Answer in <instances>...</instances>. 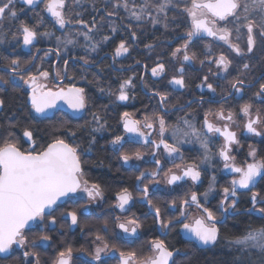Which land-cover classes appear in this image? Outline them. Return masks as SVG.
<instances>
[{
  "label": "snow or ice",
  "instance_id": "1",
  "mask_svg": "<svg viewBox=\"0 0 264 264\" xmlns=\"http://www.w3.org/2000/svg\"><path fill=\"white\" fill-rule=\"evenodd\" d=\"M20 3L26 9L33 10L38 3L44 4L43 11L46 12L54 21V27L59 26L58 30L62 35L56 36L53 31L39 32V27L43 23V18L36 25L29 26L25 21H20L15 26V31L9 27V33L12 38L17 40L22 37L24 47L34 44L38 36L55 38V49H49L44 53L47 58L55 52L57 61L63 59V69L56 70V78L64 79L67 76L68 66L70 62L82 61V66H87L92 59L91 54L97 53L102 44L108 43L113 36L104 35L101 40H94V33L103 27V21L112 17L119 16L122 9L126 13V19L129 21L125 25L126 30L131 32V39L136 40V32L132 31V21L137 23H151L154 27L157 25L168 29L172 23H175V17L169 18V12L178 9L179 12L190 20V28L184 38L182 47L175 48L171 55L176 58L183 51V61L189 62L196 58V54H188V49L195 37L207 35L219 41H223L231 52L237 57L248 56L254 53L257 41L259 40L261 47L264 48V0H105L103 9L95 7V0H92L93 11L103 13L100 16V23H97L96 17L93 16L91 21L83 19L81 12H75L74 15L66 14L68 8L67 0H20ZM83 0H73L76 7L81 6ZM183 4V7H181ZM109 7L111 10L109 11ZM25 8H17V0H0V44L5 43L7 33H4L5 21L15 22L19 20L21 13ZM39 16L40 14L37 13ZM221 23L223 26H220ZM72 29V30H68ZM117 28L112 27V33H116ZM235 35L238 41L243 42L246 35V45L241 47L240 43H233L230 39ZM83 37L85 44L83 45V55H72L69 46L75 48L79 43L78 37ZM151 49L152 45H145ZM40 50L37 49V52ZM129 52L127 41L121 39L114 50V59L124 53ZM209 64L215 63L219 69L218 72L210 74L218 76L220 72L228 73L232 60L227 55L221 53L217 58L212 59L211 49L204 53ZM36 56L31 59L22 61L18 55L13 52L9 55L0 53V61H4V67L8 69L9 75H0V91H4L7 87H19L18 80L23 81L31 91L28 93V101L32 110L37 114H45L48 110L56 107V101L62 100L74 112H80L86 109V93L83 87L69 86L66 89L60 88L58 91L51 89L44 90L43 86L37 84L38 78L47 79L50 76L49 70H44L42 66H35ZM201 60V65L204 64ZM139 63V61H137ZM35 67L36 74H33ZM53 67H56L53 65ZM251 65L248 62L242 64V68L238 71V75L230 83L231 90L243 98L245 88H252L258 83V89L253 93L251 102L244 103L239 112L247 118L243 127L245 131L252 136H264V131L260 130L264 126V108L253 109L255 100L264 102V72L258 78L253 80L247 79V74L251 71ZM165 64L158 60L155 67L151 68L153 77L161 76L165 73ZM179 76H173L169 81L174 89L186 87L184 79V68L178 69ZM27 73V75H25ZM132 85V78L129 77L120 83L118 101H127L130 99L127 89ZM207 87L208 91L215 94L216 88L209 82V76L205 75L198 88L203 90ZM103 93L105 89L100 88ZM109 94H113L111 90ZM153 98L159 97L158 111L152 116H145L144 121L130 118V113L124 112L121 115L123 128L125 133L131 137H137L144 143H151L155 150H159L161 145L168 158L183 159L181 145L199 143L203 150L200 163L195 162L188 164L176 165L180 174L169 170L165 174L168 185H174L178 181L190 178L193 182H197L201 177L200 166L209 164L213 161L215 153L211 152V137L209 134H219L223 137V144L220 146L218 156L223 161V169L229 173L236 174L230 181L229 186L222 188V199L216 209L207 206V198L210 192L214 190L216 182L213 176L209 188L203 194L204 202L200 200V195L193 191L190 198L181 201L176 217L167 220L162 218L161 209L149 199L151 191L149 184H158V180H151L149 184H145L142 189V199L147 202L150 213L154 215V220L159 224L160 228L166 230L179 224L181 229L190 236L189 243L202 246L215 245L220 239L219 225L226 220L230 214H235L239 200L238 189L251 191L258 179L264 180V158L257 160L258 151L249 145L248 156L252 158V162H246L238 165L236 158L231 154L232 145L239 143L236 133L230 131L229 124L234 123V114L229 111L227 116L224 115L223 109L212 113L209 110L205 114L203 123L197 128L188 118L189 114L178 117L177 123L170 126L165 116L168 115L169 94L159 90H153ZM231 96L222 97L227 100ZM203 95L200 97V104H203ZM212 102V101H209ZM193 101H189L187 105H181V109L190 106ZM5 107V100L0 98V110ZM163 112V115L160 113ZM209 115H214L217 120L227 121L222 127L209 121ZM95 124V127H91ZM156 125L159 128V140H151V133H146L142 129L155 130ZM91 132H99L105 128L103 117L96 112L92 113V120L89 122ZM14 128H21L22 137H17L12 131ZM206 130V131H205ZM171 132L172 142H168L167 133ZM67 137L73 140L77 136L75 130H66ZM0 262L7 260L13 255L16 246L22 256L17 257L18 264H41L40 255L34 251L43 242L51 241L52 237L45 231L50 226H55L57 217L52 213L59 207L58 201L70 194L83 191L87 194L89 200H96L102 197L101 185L97 183L88 186L87 180H81L84 175L82 169V157L91 152V146L95 143L96 137L91 136L89 147L82 149L80 144L70 143L69 139L58 135L56 132L51 134V140L46 146L37 150L35 141V133L30 126L22 125L16 119H10L8 126L0 124ZM125 137L116 135L109 143L113 146L114 151L123 148ZM28 143L27 150L23 144ZM153 151V159L156 165L155 171L151 172L152 177L159 175V170L163 165L161 160L155 159L157 151ZM141 154L137 152L135 159L140 160ZM119 159L127 164L131 156L121 152ZM146 177L145 172H141L137 177V190L139 184ZM116 199L118 204L115 207L122 212L126 211V205L133 199L132 193L128 188H123L117 193ZM252 208L246 211H256L264 218V207H257L258 204L264 205V197L261 193L252 191L250 196ZM195 205L200 211V215L194 218V222H184L188 219L186 209ZM171 207L176 209V202L173 201ZM81 209L86 210L87 205H82ZM219 213V216L217 215ZM61 218H70L72 225L79 223L78 210L61 212ZM119 221V217L117 218ZM31 223L40 225L41 233L35 238L29 240L25 234L26 226L30 227ZM117 227L124 234L130 237H136L142 225L139 218L133 215L131 218L119 221ZM107 229V222L104 224ZM228 246L233 247L240 254L234 261V264H245L243 256L253 251L264 256V225L253 227L251 224L247 226L244 234L225 237ZM96 241L101 240V236L95 237ZM150 255L138 256L135 251H120L119 264H176L175 257L181 255L179 249L171 248L163 239H152L148 242ZM107 244L103 248L97 247L92 255V261H101V252L106 251ZM187 255V253H183ZM52 264H74L73 247L71 245L59 250Z\"/></svg>",
  "mask_w": 264,
  "mask_h": 264
},
{
  "label": "flooded vegetation",
  "instance_id": "2",
  "mask_svg": "<svg viewBox=\"0 0 264 264\" xmlns=\"http://www.w3.org/2000/svg\"><path fill=\"white\" fill-rule=\"evenodd\" d=\"M181 7H183V4H181ZM178 13L180 14L181 20H187V24L189 27L186 30L178 31L174 34V37L168 39V43L174 45L172 51L177 47H182L184 43V38H186V33L190 28V20L186 19V16L181 14L179 10ZM220 26H223V24L221 23ZM147 38L148 35L146 34L144 42L147 41ZM230 39L233 43H240L241 47H244L246 45V35L243 39V42L238 41L235 35L231 36ZM130 41L131 47L128 44V53H124L119 57H115L114 59L115 48H113L111 52L104 51L100 53V55H98V57L94 61H90L89 63H95L94 65L96 66L101 61L108 60L109 66L115 72L113 74V84L115 85V87L113 91L114 94L112 96L114 101V108L118 104V106H120V109H114L116 110V115L118 117L116 116L117 120H114V124L111 123L112 126H109L105 123V128L102 131L93 133V135L96 137V141L91 146V152H89L87 155H84V157L86 158L92 157L95 153L94 147L98 145L101 150H104V152H106L108 157L114 159L117 163L115 167H113L114 173H117L120 176L124 175L125 178L129 180V182L126 185L117 186L110 193H108L104 184H101L99 181L93 180V178L89 175L88 167H85V165L83 164L84 159L82 157V169L84 175L81 177V180H87L89 187L93 183L101 185L102 197H97L96 200H89L86 193H84L83 191H78L77 193H74L73 195L67 197L63 203L59 204V207L66 204H72L74 208L71 207V209L67 211L78 210V224L83 227L84 236H86L88 232L85 229L86 226L80 223L81 218L85 217L89 220H101L108 215L111 222L113 223L112 228L114 229L113 236L115 237L116 247L114 244L110 243L107 240V244H112V246L114 247L109 248L110 250L107 249V251L101 253V261L97 262L92 261V255L95 252V248H97L98 246L94 247L92 245V240L86 241V244L88 243V247H78L75 248V250L79 252H73V261L81 262L83 264H119L118 257L120 251L127 252L126 250L128 248H134L138 245L144 246V251H149V241H151L152 239H163L166 242V238L169 237L171 233L177 234L178 237H180L185 244L194 245L193 243L186 242L182 239L180 234L181 227L179 224H176L175 226L167 229L166 235L163 234L165 230L161 229L159 224L155 222L154 215L150 213V209L148 208L147 202L142 199V189L144 185L149 184V181L151 180L159 181L158 184H149V187L151 189L149 193V199H151L154 204L160 207L162 218L167 220L169 218L176 217L179 215L178 208L181 201L186 198H190L191 192L195 191L198 195H200L207 191L213 176H215L216 182L214 185V190L208 195L207 206L216 209L219 205L220 200L222 199V188L225 186H229L231 179L236 175L234 173H229L228 171L223 169V161L218 156L220 146L224 142L223 137L219 136V134H209L211 137V152L217 155H214L211 166H209V164H202L200 166V180L197 182H193L190 178H185L182 181L176 182V184L174 185L167 184L165 174L168 173L169 170L180 174L179 170L176 168V165L188 164L192 162L199 164L203 155V150L200 148L199 143L195 141L188 144H182L181 152L183 154V159L177 157L173 160L171 158H168L167 154L163 150L162 145L159 150H155L154 146L150 142L146 144L143 140H140L137 137H131L130 134L125 133L121 120L122 113L128 112L130 113L131 119L144 121L145 116H152L158 111L159 97L153 98V90H159L161 92H167L169 94L168 115L165 116V119L170 126H173L177 123L178 117L185 116V114L187 113L189 114L188 118L191 119L192 123L195 124L197 128H200L203 123L205 114L208 113L209 110H211L212 113H215L220 109H223L225 116H227L228 112L231 111L234 114V123L229 124V129L230 131L236 133L237 140L239 141V143L232 145L233 151L231 154L236 158V163L240 165L246 162H252V158L248 156L249 145L257 149V160L264 158V136L255 137L247 133L243 127L247 118L239 112L240 107L244 103L251 102L253 93L258 89L259 85L257 83L255 87L245 88L242 99L239 95L235 94L229 86L230 83L238 75V71L242 68V64L244 62H248L252 66L250 73L247 74L248 80L258 78L261 73L264 72V48L261 47L259 40L257 41L254 53L251 54V58H249L248 56L237 57L236 54L234 52H231V50L226 44H224L223 41H219L213 37H195L189 48V55L195 53L196 58L192 61L185 62L183 61L182 57V59L178 61V56L176 58H173L170 54L171 67L174 70L168 77L166 76L167 71H165V73H162L161 76L153 77L151 73L152 67L147 65L144 60L142 61L140 59H133L131 62H126L132 51V47L138 46L139 44L138 38H136V40L134 41L131 39ZM9 42L15 43L16 40L11 38ZM118 44H116V46ZM148 44L149 43H146L143 45L142 49H138L140 51H147L148 48H146L145 45ZM31 47H35L32 56L35 55L37 49L40 50L34 62L35 66H42L44 70L50 71L49 79L51 83H53L52 88H50L51 90H55L57 88L62 87L65 88L66 86L73 85L76 87H83L78 81H73L69 75L70 67L72 66V68H77L78 66H82V61L77 60L70 62L68 66L67 76L62 80L57 79L56 70L63 69V59L57 61V57L54 51L47 58L44 57V53L46 51H48L49 49H55V47L47 45V43H41L40 45V43H38V40L34 41V44ZM209 48L211 49L212 59H215L221 53H224L228 56L229 59L232 60V63L229 66L228 73L220 72L218 76H213L210 74V69L212 73L218 72L219 69L215 63L209 64L204 56V53L207 52ZM39 58L40 60L38 61ZM201 60L205 61L203 65H201L200 63ZM137 61H139V63H137ZM53 65H55L56 67H53ZM153 67H155V65ZM181 67L184 68V79L186 87L184 89H179L177 86L174 89V86L171 85L169 81L173 78V76H179L178 69H180ZM33 74H36L35 67H33ZM205 75L209 76V82L212 83L213 86L216 88L215 94L209 92L206 86L203 88V90L197 87V85L201 83ZM129 77L132 78V85L127 89L130 99L127 101H118L116 99V96L118 95L120 83L123 80L128 79ZM26 89L27 88L25 86L24 91L27 92L28 96V91ZM230 93L231 96L227 100L222 99V97L229 96ZM202 95L205 102L203 104H200L199 101ZM189 101H193V103H191L190 106H186L181 109L180 106L187 105ZM87 106L88 104L86 97V109L83 110L81 115L73 117L68 112L62 110H55L52 115L48 116L47 118L52 119L59 115L66 114L70 121L78 122V124L81 125H86L87 119L85 115H87ZM258 108H264V102H261L260 100H255V103L253 104V109L255 110ZM160 114L163 115V112H161ZM208 119L210 122L216 124V126L218 127H222L225 123H228L227 121L217 120L214 115H209ZM91 127H95V124ZM142 130L146 133H151L150 139L156 140L158 142V125H156L155 130L146 128ZM260 130L264 131V126H261ZM116 135L125 137L123 148H121L119 151H114L113 146L109 143V141ZM166 135L168 138V142L171 143V132L169 131ZM88 147L89 140L88 144L85 147H82V149H87ZM154 150L157 151L155 159L161 160L163 165L162 169L159 170V175L157 177H152L150 175L151 172L157 170L152 155ZM121 152H124L132 157V159H130L127 164H125L119 159ZM137 152L141 154L142 158L140 160L135 159V154ZM107 170L109 171V169ZM141 172H145L146 177L143 182L139 184L140 190L138 191V182L136 180V177ZM123 188H128L129 192L132 193L133 199L129 201L128 205L125 206L126 211L122 212L119 208L115 207V205L118 204L116 195L117 193H120ZM252 191L259 192L261 193V196L264 197V180L258 179L255 186L251 188V191H238L239 200L237 204V211L235 214H232L230 212L226 220H224L219 225L220 229L227 222L228 219L238 214H249L262 218L261 214L256 211H246L252 208V204L250 201ZM200 200L202 203L204 202L203 195H200ZM173 201L176 202V209H173L171 207ZM85 204L87 205V209H81V206ZM257 207H264V205L258 204ZM186 211L188 214V219L184 222H194V218L198 217L201 214L199 209H197L194 204L190 208H187ZM133 215L139 218V221L142 225L136 237L127 236L122 232L121 229L117 227V223L119 221L127 220ZM217 215L219 216V213H217ZM118 217L119 221L117 220ZM66 219H68L69 221L70 229L73 230L77 227L78 224L71 225L70 218ZM150 221L153 222L154 229L156 231V235L152 238H150V236L148 235H144V228L147 225V222ZM38 225V222L35 223V227H38ZM51 227L53 226H50L49 228ZM119 246H126L127 249L120 247L121 250H119L117 248ZM13 248V253L15 254L18 248L15 246H13ZM176 249H179L184 252L181 247H178ZM112 252L114 253L113 256H111Z\"/></svg>",
  "mask_w": 264,
  "mask_h": 264
},
{
  "label": "trees",
  "instance_id": "3",
  "mask_svg": "<svg viewBox=\"0 0 264 264\" xmlns=\"http://www.w3.org/2000/svg\"><path fill=\"white\" fill-rule=\"evenodd\" d=\"M68 8L66 9V14L74 15L75 12H81L83 19L86 21H91L93 16L96 17L97 23H100V16L103 13H96L93 11L92 0H83L81 6L76 7L73 4V0H67ZM105 0H95V7L103 9ZM17 8H25L17 0ZM43 3H38V6L33 10L26 9L21 13L19 20L13 22L5 21L4 33H7V41L0 44V53L4 55L12 54L18 55L22 61L28 60L34 51L33 49L27 50L21 46V38H19V43L17 40L15 43L9 42L12 38L9 33V27L12 31H15V26L19 24L20 21H25L29 26L36 25L43 18V23L39 27V32L53 31L56 36L62 35V32L58 30L59 26H53L54 21L52 18L46 16L43 11ZM109 11L111 8L109 7ZM37 13L40 15L38 16ZM175 17V23H172L168 29H163L161 26H152L151 23L146 22H135L133 24L132 31L136 32L138 38V46L132 47V51L126 62H131L133 59L144 60L147 65L153 67L156 65L158 60L162 61L166 65V76L168 77L174 69L171 67L170 54L174 48L173 44L168 43L170 38L174 37V34L181 30H186L189 26L187 20H181L178 10H173L169 12V18ZM129 23L126 19V13L121 9L119 16L112 17L103 21V27L100 28L96 33H94V40L99 41L104 35L113 36L108 43L102 44L97 53H92V59L94 61L100 53L107 51L111 52L115 48L116 44L120 42L121 39L127 41V44L131 47V32L126 30L125 25ZM116 27V33H112V27ZM72 30V29H68ZM148 35L147 41L144 42V38ZM38 43H44L56 47L52 42L54 37H37ZM79 43L75 48L69 46V50L72 55H83V45L85 41L83 37L78 38ZM149 43L152 48L147 51H140L143 45ZM139 48V49H138ZM133 56V57H132ZM32 57V56H31ZM40 58L38 59V61ZM4 61H0V66L4 67ZM70 77L73 81H78L86 89L87 97V115L86 125L78 124V122L68 121L64 123L59 120V118L54 117L49 118H39L35 116L32 112L31 107L27 104V92L24 88L19 87H7L4 91H0V98L5 100V107L0 110V124L7 127L10 119L18 120L22 125L30 126L35 133V141L37 144V150L39 151L41 147L46 146L51 140V134L56 132L64 138L69 139L70 143L80 144L81 148L88 144L93 133L91 132V127H89V122L92 120V113L96 112L98 115L103 117L104 122L107 125L114 124V120H117L116 110L120 109L118 104L114 108L113 94L114 87L113 84V74L115 73L109 66L108 60L101 61L98 65H93L90 67L78 66L77 68L70 67ZM8 71H1L0 75H9ZM26 74V73H25ZM100 88L105 89L102 93ZM113 94H109V91ZM117 116V117H116ZM81 122V121H79ZM112 123V124H111ZM92 124L91 126H93ZM66 130H75L77 136L73 140L67 137ZM12 131L17 137H22L21 128H14ZM90 135V137H89ZM2 144V141H0ZM23 147L25 150L29 147L28 143H24ZM95 153L92 157L86 158L83 156V164L88 167L89 175L95 181H99L101 184L105 185L106 191L110 193L113 189L120 185H126L129 180L125 176H120L114 173L115 165L117 164L114 159L107 156L104 150L96 145L94 147ZM111 168V169H110ZM109 169V171L107 170ZM113 169V170H112ZM113 172V173H112ZM74 208L72 204H66L58 207L52 214L57 217V223L55 226L45 230L52 239L50 244L52 247L61 248L64 243L70 244L75 248L88 247L86 244L85 236L83 235L84 229L81 225H77L73 230L69 227V222L67 219L61 218V212H65ZM83 217V216H82ZM85 218V217H84ZM82 219V218H81ZM93 220V219H92ZM64 222L66 224H64ZM251 224L253 227H259L264 225V218L256 217L249 214H238L230 219L221 227L220 229V239L218 242L210 248L198 249L195 245L185 244L177 234L171 233L169 237L166 238V243L171 248H178L184 250L183 253L187 255H178L175 258L176 264H234V261L240 255L235 248L229 247L225 237L237 236L244 234L247 226ZM86 231H90V228L86 226ZM27 232H32L31 234L41 233V228L35 227ZM144 235L150 236V238L156 235L153 222H147L144 228ZM188 249V250H187ZM46 255L40 259L41 264H49L50 251L45 249ZM17 256L13 253L7 260L0 262V264H18ZM243 260L245 264H264V256H261L258 252L253 251L247 255H244Z\"/></svg>",
  "mask_w": 264,
  "mask_h": 264
},
{
  "label": "rangeland",
  "instance_id": "4",
  "mask_svg": "<svg viewBox=\"0 0 264 264\" xmlns=\"http://www.w3.org/2000/svg\"><path fill=\"white\" fill-rule=\"evenodd\" d=\"M19 2H20V0H18ZM68 4V3H67ZM44 5V4H43ZM153 26V25H152ZM21 39H22V37H20ZM79 38V37H78ZM53 43H54V45L56 46V41H55V38H54V40L52 41ZM21 43V46H22V48H24V49H27V50H30V49H33L31 46H29V47H24L23 46V44H22V41L20 42ZM34 52V51H33ZM183 52H181V53H179L178 54V57H177V59H178V61L179 60H181L182 59V57H183ZM188 54H190V52H189V49H188ZM31 56H32V54H31ZM31 56H30V58L29 59H31ZM25 75H27V74H25ZM18 82V84L21 86V87H24L25 88V85L23 84V81H20V80H18L17 81ZM37 83L40 85V86H43L44 87V90H48V89H50V88H52V84L53 83H51V81H50V79L49 78H47V79H44V78H38V80H37ZM57 118H59V120H61V122L63 121L64 123H67L68 121H70L69 119H68V117H67V115L66 114H62V115H59ZM78 217H79V215H78ZM67 222H69L68 221V219H67ZM70 222H71V220H70ZM105 222H107V229H106V232H105V229H104V224H105ZM80 223H82V224H84L85 226H87V227H89L90 228V231H87L88 233H87V237L85 236V238H86V241H89V240H92V245L94 246V247H104V245L105 244H107V240L110 242V243H112V244H114L115 245V237L113 236V233H114V229L112 228L113 227V223L111 222V220H110V218H109V216L107 215L105 218H103V219H101V220H89V219H87V218H82L81 220H80ZM64 224H66L65 222H64ZM69 225V224H68ZM72 225V224H71ZM38 227L40 228V225H38ZM28 230H30V229H28ZM47 230V229H46ZM32 232H27V230H25V234H26V236L28 237V239L29 240H31V239H33V238H35L36 236H38V235H40V233H35V234H31ZM97 235H100L101 236V240L100 241H96L95 240V237L97 236ZM110 235V236H109ZM112 244L111 245H108L107 244V246H108V250H110L109 248H112V247H114V246H112ZM70 244H63V245H61V248H58V247H52V244H50V242H43V243H41L40 245H39V247H37L36 249H34V251H36V252H38L39 253V255H40V259H42L47 253H46V251H45V249H48L49 251H50V258H49V261H50V263L49 264H52V261L55 259V257H56V254H57V252L59 251V250H62L63 248H65V247H67V246H69ZM88 246V245H87ZM115 247H116V245H115ZM120 247L121 248H125V249H127V247L126 246H119V247H117L119 250H121L120 249ZM96 249V248H95ZM188 250V249H187ZM107 251V250H106ZM126 251H135L136 253H137V255L138 256H148V255H150V250L149 251H144V246H140V245H138L137 247H134V248H128ZM73 252H79V251H76L74 248H73ZM105 252V251H104ZM101 253H103V252H101ZM75 254V253H74ZM15 255H17V256H22V254H21V252H20V250L19 249H17V252H15ZM74 264H83V263H81V262H77V261H74ZM114 264H116V263H114Z\"/></svg>",
  "mask_w": 264,
  "mask_h": 264
},
{
  "label": "water",
  "instance_id": "5",
  "mask_svg": "<svg viewBox=\"0 0 264 264\" xmlns=\"http://www.w3.org/2000/svg\"><path fill=\"white\" fill-rule=\"evenodd\" d=\"M45 14H46V16H48L49 18H51L46 12H44ZM202 36H204V37H210V36H207V35H202ZM40 52V51H39ZM39 52H36L35 53V56H37V54L39 53ZM82 64H83V62H81ZM95 64V63H94ZM94 64H88L86 67H90V66H93ZM0 70L1 71H8V69L7 68H4V67H0ZM59 82H61V81H59ZM26 86V90L28 91V93L31 91V89L27 86V85H25ZM67 87H69V86H66L65 87V89L67 88ZM60 88H57V89H55V90H53V91H58ZM27 104L31 107V104H30V102L28 101V96H27ZM32 109V108H31ZM55 110H62V111H65V112H68V113H70V115L71 116H73V117H77V116H79V115H81L82 114V112H83V110L82 111H80V112H74L72 109H70L68 106H67V104H65L64 103V101H62V100H57L56 101V107L55 108H52V109H50V110H48L45 114H37V113H35L34 112V110H32V112H33V114L35 115V116H37V117H39V118H47L48 116H51L52 115V113L55 111ZM241 190H243V189H238V191H241ZM70 195H73V194H70ZM69 195V196H70ZM66 198L67 197H64V198H62L60 201H58V204H61V203H63L65 200H66ZM35 227V223H31L30 222V227H28V226H26V230H28V229H32V228H34ZM180 234H181V237H182V239L184 240V241H186V242H189V240H190V236L187 234V233H185L181 228H180ZM194 244V243H193ZM198 249H207V248H210V247H212L213 245H209V246H202V245H197V244H194ZM16 247V246H15ZM180 252H181V255H183V252L180 250ZM114 255V253L112 252L111 253V256H113ZM178 256V255H177ZM176 256V257H177ZM175 257V258H176ZM119 258V257H118Z\"/></svg>",
  "mask_w": 264,
  "mask_h": 264
}]
</instances>
